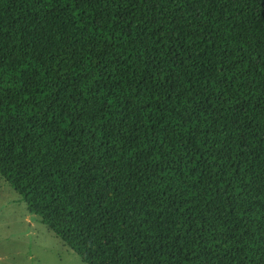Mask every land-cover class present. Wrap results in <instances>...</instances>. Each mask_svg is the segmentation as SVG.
Returning a JSON list of instances; mask_svg holds the SVG:
<instances>
[{
	"label": "trees",
	"instance_id": "1",
	"mask_svg": "<svg viewBox=\"0 0 264 264\" xmlns=\"http://www.w3.org/2000/svg\"><path fill=\"white\" fill-rule=\"evenodd\" d=\"M0 175L85 264H264V0H0Z\"/></svg>",
	"mask_w": 264,
	"mask_h": 264
},
{
	"label": "rangeland",
	"instance_id": "2",
	"mask_svg": "<svg viewBox=\"0 0 264 264\" xmlns=\"http://www.w3.org/2000/svg\"><path fill=\"white\" fill-rule=\"evenodd\" d=\"M0 264H85L1 175Z\"/></svg>",
	"mask_w": 264,
	"mask_h": 264
}]
</instances>
